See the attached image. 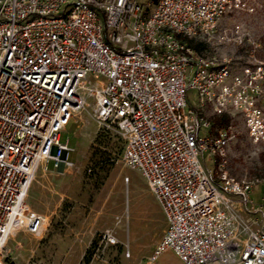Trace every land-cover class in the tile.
<instances>
[{"label":"built area","instance_id":"2783aa9c","mask_svg":"<svg viewBox=\"0 0 264 264\" xmlns=\"http://www.w3.org/2000/svg\"><path fill=\"white\" fill-rule=\"evenodd\" d=\"M244 6L0 0V264L11 233L42 230L28 189L41 163L72 165L60 132L88 99L97 126L119 132L123 163L143 176L167 221L152 259L171 250L184 264H264V201L253 197L264 177L231 176L232 120L212 128L215 116L237 115L251 143H264V61L256 57L264 44L238 24L221 28ZM197 37L247 43L248 61L197 52L188 43ZM102 237L118 242L109 230Z\"/></svg>","mask_w":264,"mask_h":264},{"label":"rangeland","instance_id":"374dc122","mask_svg":"<svg viewBox=\"0 0 264 264\" xmlns=\"http://www.w3.org/2000/svg\"><path fill=\"white\" fill-rule=\"evenodd\" d=\"M235 24L264 44V0H245L242 9L227 13L221 20V28L228 32ZM193 39L204 43L201 53L231 58L236 66L248 61L247 43ZM256 57L264 61V47ZM187 98L192 104L195 91L190 90ZM94 108L93 100L88 99L60 132V142H67V161L72 165L50 174L55 167L49 159L37 168L26 202L44 217V225L37 235L19 229L10 234L3 251L5 264H122L115 255L129 252L119 242L116 230L132 248L154 244L162 236V214L152 191L139 171L123 163L124 141L119 132L97 126ZM232 124L235 136L227 150V172L249 180L264 177V143H251L237 115ZM210 158L206 153L202 160L214 166ZM42 173L46 175L41 178ZM254 190V199L264 201V185L256 184ZM101 214L104 220H96ZM106 230L117 237V243L103 239ZM16 233L19 237L11 240ZM84 237L88 238L87 246L82 245Z\"/></svg>","mask_w":264,"mask_h":264},{"label":"crops","instance_id":"0c3cea01","mask_svg":"<svg viewBox=\"0 0 264 264\" xmlns=\"http://www.w3.org/2000/svg\"><path fill=\"white\" fill-rule=\"evenodd\" d=\"M54 167H55V165H54ZM62 167H64V166L60 165L59 167H55V170L52 173H50V174L58 173L62 169ZM45 175H46V173H42L41 174V178L43 176H45ZM34 177H35V175H34ZM263 185H264V183H263ZM254 192H255V190L253 191V197H255L254 196ZM27 194H28V192H27ZM25 201H26V199H25ZM157 203H158V201H157ZM234 205H235V207L237 209L241 208V204L238 201L234 200ZM28 206L30 207L29 204H28ZM158 209L160 211V214H162V220H163L162 227H163V229H162L161 232H163V234H164V232H165V230L167 228V221L165 219V216L163 214V211H162L159 203H158ZM33 211H35V210H33ZM102 214H101L100 217L98 216L96 220H104V215H102ZM110 218H109V220H110ZM111 220H112V218H111ZM160 228H161V225H160ZM19 230H23V232L29 233L25 229H19ZM19 235H20V233H16V236L13 235V237H10V238H11V240L15 241L17 239V237H19ZM116 235L119 237V242L123 243L126 246L127 251L129 252L128 255H124V254L115 255V257L118 259V261H120V263H122V264H184L179 259V257L171 250H165L162 253H160L158 256H156L155 258H153V259L151 258L152 254H153V251L155 249V246L158 243V241L161 239L162 236L154 244L147 243L146 247H144V245L141 246L139 244H136V245H134V248H132L131 244L128 242V240L125 238V236H123L122 234H119V232L117 230H116ZM87 244H88V238L84 237V239H82V245L87 246Z\"/></svg>","mask_w":264,"mask_h":264},{"label":"trees","instance_id":"16d2710c","mask_svg":"<svg viewBox=\"0 0 264 264\" xmlns=\"http://www.w3.org/2000/svg\"><path fill=\"white\" fill-rule=\"evenodd\" d=\"M188 43L190 46H192L194 48L195 51L200 52V48L201 46L204 45V43L202 41H197L195 42L194 39H189ZM232 117L229 114H222L220 116H215L213 118V125L212 128H214L215 126H222L224 124H228L229 122H231Z\"/></svg>","mask_w":264,"mask_h":264}]
</instances>
